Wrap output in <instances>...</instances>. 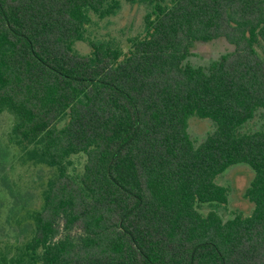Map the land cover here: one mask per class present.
<instances>
[{
  "label": "trees",
  "instance_id": "trees-1",
  "mask_svg": "<svg viewBox=\"0 0 264 264\" xmlns=\"http://www.w3.org/2000/svg\"><path fill=\"white\" fill-rule=\"evenodd\" d=\"M123 1L149 9L129 55L111 41L76 52L91 15ZM218 39L234 52L185 64ZM259 109L264 0H0V115L14 118L11 144L56 170L26 210L31 235L0 264H264V129L241 133ZM192 117L216 127L198 146ZM238 164L255 173L254 210L225 222L216 181Z\"/></svg>",
  "mask_w": 264,
  "mask_h": 264
},
{
  "label": "rangeland",
  "instance_id": "rangeland-1",
  "mask_svg": "<svg viewBox=\"0 0 264 264\" xmlns=\"http://www.w3.org/2000/svg\"><path fill=\"white\" fill-rule=\"evenodd\" d=\"M148 12L149 9L145 5H132L123 1L121 10L115 15L101 18L92 14V23L86 28L83 40L75 43L76 52L88 55L92 50V41H111L122 50L123 60L130 52L129 40L144 32V18ZM234 50L235 47L225 39L197 42L185 64L208 68ZM13 124L14 118L11 114L6 112L0 115V251L6 252L10 246L12 254L16 252V248L23 246L31 235V221L25 217L26 210L31 211L42 205L47 184L56 174L55 169L43 164L41 159L38 161L31 147L10 143ZM64 124L65 122L61 126ZM215 128L214 122L209 119L192 117L189 120L188 132L193 143L198 146ZM263 129L264 109H259L255 117L241 128V133L250 134ZM69 161V172L81 175L87 162L86 155L72 156ZM254 176L255 173L249 165L238 164L217 178V184L228 190V203L217 208L225 222L233 219L237 213L244 216L252 214L254 205L244 195ZM12 208L19 212L11 211ZM200 210L206 214L210 208L204 205Z\"/></svg>",
  "mask_w": 264,
  "mask_h": 264
}]
</instances>
